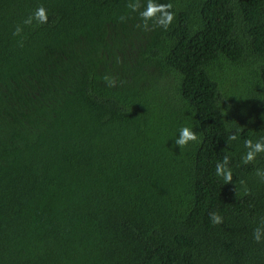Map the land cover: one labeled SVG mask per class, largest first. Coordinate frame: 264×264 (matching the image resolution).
Returning <instances> with one entry per match:
<instances>
[{
	"label": "trees",
	"instance_id": "16d2710c",
	"mask_svg": "<svg viewBox=\"0 0 264 264\" xmlns=\"http://www.w3.org/2000/svg\"><path fill=\"white\" fill-rule=\"evenodd\" d=\"M132 2L0 0V264H264V0Z\"/></svg>",
	"mask_w": 264,
	"mask_h": 264
},
{
	"label": "clouds",
	"instance_id": "9594fccd",
	"mask_svg": "<svg viewBox=\"0 0 264 264\" xmlns=\"http://www.w3.org/2000/svg\"><path fill=\"white\" fill-rule=\"evenodd\" d=\"M128 7L136 12L141 18V23L147 27L149 21H154L157 25L167 28L174 19V12L171 11V2L161 3L159 0H145L143 9H140L138 3L132 2L128 4ZM120 19H124L123 16ZM36 21L39 24H45L48 22V10L43 4H38L35 9L23 20L24 25L32 24ZM21 32L20 25H16L12 35L16 36ZM108 80L107 77H105ZM111 83V81H109ZM239 130L230 132L229 139H237V133ZM197 140V133L193 131V128L188 125H182L178 129V135L174 139V143L180 148L187 145L190 141ZM244 147L246 151L241 155L240 159L243 164H248L254 161L258 154L264 153V135L258 136L253 139H245ZM229 165V157L225 155L220 161L215 164V175L223 179L226 183L231 182L233 179L232 169ZM255 175L264 178V168H256ZM209 221L211 224H220L223 221V217L218 212L209 213ZM262 236H264V228L257 227L253 229L252 239L257 243L261 242Z\"/></svg>",
	"mask_w": 264,
	"mask_h": 264
},
{
	"label": "rangeland",
	"instance_id": "374dc122",
	"mask_svg": "<svg viewBox=\"0 0 264 264\" xmlns=\"http://www.w3.org/2000/svg\"><path fill=\"white\" fill-rule=\"evenodd\" d=\"M235 79V86H237V84H239V82H241L240 80H238L237 78H232V76H228V80L230 81V83Z\"/></svg>",
	"mask_w": 264,
	"mask_h": 264
}]
</instances>
